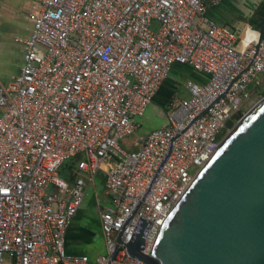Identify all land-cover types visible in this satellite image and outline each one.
Returning a JSON list of instances; mask_svg holds the SVG:
<instances>
[{
    "label": "built area",
    "instance_id": "1",
    "mask_svg": "<svg viewBox=\"0 0 264 264\" xmlns=\"http://www.w3.org/2000/svg\"><path fill=\"white\" fill-rule=\"evenodd\" d=\"M34 1L32 32L16 37L21 70L0 82V264H146L128 244L144 226L151 255L227 122L261 91L264 38L209 18L223 0ZM176 64L207 80H188L167 123L125 147ZM104 167L105 252L70 254L68 229Z\"/></svg>",
    "mask_w": 264,
    "mask_h": 264
},
{
    "label": "water",
    "instance_id": "2",
    "mask_svg": "<svg viewBox=\"0 0 264 264\" xmlns=\"http://www.w3.org/2000/svg\"><path fill=\"white\" fill-rule=\"evenodd\" d=\"M264 38V17L260 39ZM220 148L161 228L151 255L144 226L129 252L146 264H264V100L233 114Z\"/></svg>",
    "mask_w": 264,
    "mask_h": 264
},
{
    "label": "crops",
    "instance_id": "3",
    "mask_svg": "<svg viewBox=\"0 0 264 264\" xmlns=\"http://www.w3.org/2000/svg\"><path fill=\"white\" fill-rule=\"evenodd\" d=\"M226 1L227 0H223L220 5L210 7L208 10V14H207L208 17L211 19H214L212 17V15L214 14V11H216L218 7L224 4ZM39 8H40L39 4L34 0H0V82L2 84H7L12 79V77L19 74L21 70V67L24 61V47L21 43H18L16 41V37L18 36L26 37L31 34L32 29H33V22L31 20V15L35 13L36 11H38ZM20 11L27 14V17L21 18L22 16H20V14H17V12H20ZM9 35L12 36L13 38L12 43L7 41ZM251 35H252V32L250 31L249 35L247 36L250 37ZM171 74L172 76L174 75V77L176 78H181L184 75L183 77L187 79L186 81L190 79L196 80V81H206L207 80V76L205 74L197 72L191 66L181 65V64L174 65L169 76L163 82L158 94L156 95L153 101V103H155L159 99L163 100L164 104H162V107L164 108L166 114H168V111L170 110L172 100L174 98H178V97H175L176 81L175 79H173ZM189 96H190V93H189ZM147 135H148V132L145 135L140 136L136 142H140V143L143 142ZM136 147L137 146L134 145V148ZM106 169L107 167H104L98 174L104 177V180H103L104 184H103L102 192L105 196V201H104L105 203L104 205H102L103 207L99 205L100 206L99 207V217H98L99 222L97 223H99L100 232L95 233L91 231L93 229V226L90 227L89 225L88 227L82 226L80 228L81 234H75L73 230V223L77 216L76 215L71 226L68 229V233L66 237V248H67L68 253L70 254H87L90 257H96L97 255L92 256L90 254L92 252H95L94 248L96 247V244L98 245L99 239L102 241L103 247H105L104 236H103V232L101 228L100 214L109 204V199H108L107 191H106ZM91 184L96 186V178L93 183H90V185ZM79 241L82 242V245L81 243H79ZM84 244L86 245V249H85Z\"/></svg>",
    "mask_w": 264,
    "mask_h": 264
},
{
    "label": "rangeland",
    "instance_id": "4",
    "mask_svg": "<svg viewBox=\"0 0 264 264\" xmlns=\"http://www.w3.org/2000/svg\"><path fill=\"white\" fill-rule=\"evenodd\" d=\"M262 0H227L224 4L218 7L212 17L218 23L225 22L229 27L233 28H245L252 19V16L255 13V10L258 4ZM22 16L21 18L27 17V14L24 12H17ZM30 18V16H29ZM249 26V25H248ZM247 26V27H248ZM12 35V34H11ZM7 41L10 43L13 42L12 36L9 35ZM14 45V44H13ZM172 76V74H171ZM184 76V75H183ZM176 78L174 75L172 76L175 79V97L180 99L189 98V92L187 90V79L185 77ZM252 104L246 105L244 108V115H247L253 108H255L258 104H260L264 100V86L261 88V91L254 94L252 98ZM163 100L159 99L155 103L151 104L147 109L143 118H141V128L133 135L128 136L126 139L123 140V145L127 148L134 149V143L140 136L145 135L147 132L149 133L155 128L162 127L167 122V114L162 107ZM3 113L0 110V115ZM78 158L71 159L67 161L65 164L61 166L59 169V174L62 178L66 180H71L72 178V169L71 167L75 162H77ZM75 166V165H74ZM104 177L102 175H97L96 177V186L89 185L86 191V195L84 198V202L77 213L75 221L73 223V230L75 234H81L80 228L83 226H93L91 231L95 233H99V207L104 205L105 196L102 192L103 184H104ZM100 205V206H99ZM103 207V206H102ZM97 223V224H96ZM79 243L82 242L79 241ZM85 249L86 245L84 244ZM95 252H92L90 255L96 256L100 253H103L105 247L102 245V241L98 240V245L94 248Z\"/></svg>",
    "mask_w": 264,
    "mask_h": 264
},
{
    "label": "trees",
    "instance_id": "5",
    "mask_svg": "<svg viewBox=\"0 0 264 264\" xmlns=\"http://www.w3.org/2000/svg\"><path fill=\"white\" fill-rule=\"evenodd\" d=\"M263 17H264V0H262L258 4V6L255 10V13L252 16L251 22L248 24V25H250L251 32L260 30V22H261ZM220 24L227 25V23H225V22H222ZM74 165H76V162L71 167L72 170L75 167Z\"/></svg>",
    "mask_w": 264,
    "mask_h": 264
},
{
    "label": "bare ground",
    "instance_id": "6",
    "mask_svg": "<svg viewBox=\"0 0 264 264\" xmlns=\"http://www.w3.org/2000/svg\"><path fill=\"white\" fill-rule=\"evenodd\" d=\"M251 30H250V25L247 27V29H246V31H245V33L247 34V35H249V32H250Z\"/></svg>",
    "mask_w": 264,
    "mask_h": 264
}]
</instances>
